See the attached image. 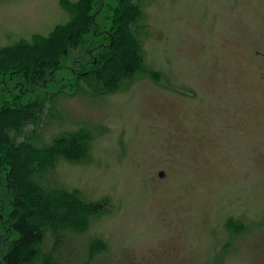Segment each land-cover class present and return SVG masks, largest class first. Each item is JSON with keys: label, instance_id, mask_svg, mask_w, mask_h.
I'll use <instances>...</instances> for the list:
<instances>
[{"label": "rangeland", "instance_id": "rangeland-1", "mask_svg": "<svg viewBox=\"0 0 264 264\" xmlns=\"http://www.w3.org/2000/svg\"><path fill=\"white\" fill-rule=\"evenodd\" d=\"M64 1L0 0V47L65 24ZM119 1L99 0L53 75L0 76V109L37 106L0 126L1 245L17 237L7 148L24 166L27 143L77 133L85 157L46 162L35 180L104 208L45 237L58 264H264V0H130L143 67L107 92L74 61L108 43Z\"/></svg>", "mask_w": 264, "mask_h": 264}, {"label": "trees", "instance_id": "trees-1", "mask_svg": "<svg viewBox=\"0 0 264 264\" xmlns=\"http://www.w3.org/2000/svg\"><path fill=\"white\" fill-rule=\"evenodd\" d=\"M98 2L79 0L70 3L65 0L63 5L71 14L65 24L57 25L46 37L34 35L30 42L22 40L0 47V76L12 71L23 75L26 82L36 80L37 85L53 75L59 69L60 60L78 48L90 28L95 26L92 11ZM141 15L138 6L130 0H120L108 43L94 44L93 51L80 54L74 61L78 63V70L93 75L107 92L116 89L123 79L136 75L143 67L139 43L132 31ZM20 52L29 54L22 56ZM11 54H15L13 58ZM10 107L6 105L0 109L2 127L10 122L29 121L37 111L36 104ZM84 135L66 134L42 148L27 143L24 166L19 161L20 145L11 144V148H7L5 159L10 168L7 184L14 196L6 223L8 231L17 237L6 246L1 245L0 240V264H58V259L52 257L53 250L42 249L45 237L53 234L58 241L65 231H80L104 208L102 203L85 202L77 192L42 188L35 180L47 167L46 162L58 159L73 162L85 157Z\"/></svg>", "mask_w": 264, "mask_h": 264}, {"label": "water", "instance_id": "water-1", "mask_svg": "<svg viewBox=\"0 0 264 264\" xmlns=\"http://www.w3.org/2000/svg\"><path fill=\"white\" fill-rule=\"evenodd\" d=\"M160 176H163V173H159Z\"/></svg>", "mask_w": 264, "mask_h": 264}]
</instances>
